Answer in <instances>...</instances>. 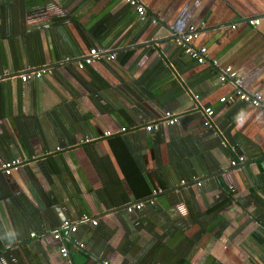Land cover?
I'll return each mask as SVG.
<instances>
[{
	"label": "crops",
	"instance_id": "crops-1",
	"mask_svg": "<svg viewBox=\"0 0 264 264\" xmlns=\"http://www.w3.org/2000/svg\"><path fill=\"white\" fill-rule=\"evenodd\" d=\"M137 1L0 0V264H264V117L173 42L264 97V0Z\"/></svg>",
	"mask_w": 264,
	"mask_h": 264
},
{
	"label": "built area",
	"instance_id": "built-area-1",
	"mask_svg": "<svg viewBox=\"0 0 264 264\" xmlns=\"http://www.w3.org/2000/svg\"><path fill=\"white\" fill-rule=\"evenodd\" d=\"M126 4H128L130 7L133 8L137 18L139 21L143 22L145 21V10L144 8L138 3L137 0H123ZM154 21L153 19H151ZM259 19H249L247 20V24L250 26L258 25ZM202 26V25H201ZM199 27L197 26H190L184 33L179 34L174 38V46L179 49L182 53L187 55L190 59L195 61L197 64H204L209 63V65L212 68L217 69V82L220 85H230L233 88V92L230 95H227L226 97H221L219 99L220 103L223 102H233L237 101L240 102L251 109H254L258 111V113L264 117V97L257 93V92H249L242 88L241 85V77L238 71L233 70L229 66L225 67H218L216 60L214 59H208L207 58V51L205 47H197L194 48L192 46V41L196 39L198 35ZM114 59V55L110 52H108L105 49L100 48H91L87 51L85 55L81 58L79 62H77L76 68L77 69H83L85 66L92 65L96 63L99 60H104L106 62H110ZM42 74H44V71H37V72H31L27 74L20 75V79L22 82H25L31 78H39ZM195 98V97H194ZM203 114V125L207 128H211V116L213 114V111L210 107L203 108L202 109ZM161 122L167 124V125H173L177 122V118L173 116L172 114L165 112L163 113L162 117L160 118ZM156 125H148L144 127L145 131H150L152 129H155ZM18 161H5L0 163V172L8 176L13 170L17 168ZM231 166H235V161H230L229 163ZM142 207V203H136L131 204L126 207V211L131 213L132 211L136 210L139 211ZM82 222L89 223L90 226H96L97 222L95 219H89L86 216H83L81 218ZM61 227L63 229H67L71 233L75 232L74 226H69L67 222L62 223ZM52 238L54 240H59L60 235L59 234H53ZM73 244L78 249H83L84 246L82 243H80L77 240H73ZM59 254L62 258H67V250L65 247L61 246L59 248ZM102 264H107L106 262H103Z\"/></svg>",
	"mask_w": 264,
	"mask_h": 264
}]
</instances>
